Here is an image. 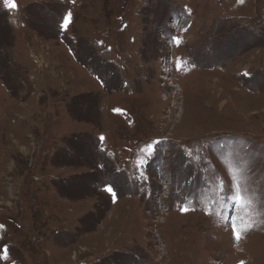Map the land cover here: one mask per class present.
I'll use <instances>...</instances> for the list:
<instances>
[{
	"label": "rangeland",
	"instance_id": "374dc122",
	"mask_svg": "<svg viewBox=\"0 0 264 264\" xmlns=\"http://www.w3.org/2000/svg\"><path fill=\"white\" fill-rule=\"evenodd\" d=\"M14 2L0 264H264V0Z\"/></svg>",
	"mask_w": 264,
	"mask_h": 264
},
{
	"label": "snow or ice",
	"instance_id": "6c2138e0",
	"mask_svg": "<svg viewBox=\"0 0 264 264\" xmlns=\"http://www.w3.org/2000/svg\"><path fill=\"white\" fill-rule=\"evenodd\" d=\"M240 2L242 3L243 0H240ZM5 4L7 5V7H9V8H13V9L17 7V5L15 4L14 0H11V3H9V0H5ZM70 23H71V13L69 12V13H67V14L65 15V17H64V20H63V27H64L65 29H67ZM175 40H176L177 43L180 42V41H179V37H176ZM101 139L103 140L104 137H101ZM154 143H155V144H159V141H155ZM147 150H148L149 153H151V152L153 151V145H152V144H149V145L147 146ZM106 191H108L109 193H112L113 197H115V193L113 192V189H112L111 187H107V188H106ZM237 199H239V197H237ZM182 210H183V211H188L187 208H184V209H182ZM233 227H234V230H235V226H233ZM236 235H237V238H239L240 233L237 231V232H236ZM242 264H243V262H242Z\"/></svg>",
	"mask_w": 264,
	"mask_h": 264
}]
</instances>
